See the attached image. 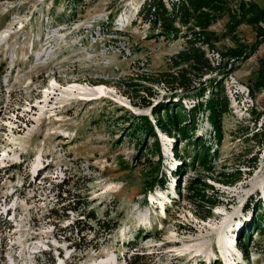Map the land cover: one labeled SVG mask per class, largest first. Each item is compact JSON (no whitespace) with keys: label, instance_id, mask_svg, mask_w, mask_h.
Returning <instances> with one entry per match:
<instances>
[{"label":"rangeland","instance_id":"1","mask_svg":"<svg viewBox=\"0 0 264 264\" xmlns=\"http://www.w3.org/2000/svg\"><path fill=\"white\" fill-rule=\"evenodd\" d=\"M144 1L0 0V264H264V236L253 227L258 200L264 218V143L250 140L262 123L253 125L250 110H262L264 93L249 91L264 45L223 78L229 107L212 171L190 165L195 137L217 148L206 114L191 140L154 126L158 161L154 139L130 136L123 120L154 124L160 102L188 112L209 88L202 99L184 97L147 79L175 70L170 60L191 34L166 37L136 20ZM175 1L163 0L168 9ZM227 18L210 27L219 50L232 46ZM237 36L254 41L245 24ZM207 57L220 62L216 52ZM221 77L213 71L201 81ZM143 88L153 94L149 106ZM144 159L158 161L165 178L151 195ZM236 170L239 181L218 175ZM197 177L212 189L190 201L186 186Z\"/></svg>","mask_w":264,"mask_h":264},{"label":"trees","instance_id":"2","mask_svg":"<svg viewBox=\"0 0 264 264\" xmlns=\"http://www.w3.org/2000/svg\"><path fill=\"white\" fill-rule=\"evenodd\" d=\"M71 1L72 3L78 2V0ZM224 14L228 17L224 25V33L231 39L232 46L219 50L216 47L217 34L211 31L210 27ZM138 18L144 19L145 22L150 24V27L158 29L161 35L166 37L173 36L177 38L182 32V28L191 34L184 49L170 60L171 66L175 70L173 72H162L147 78L151 81L150 83L162 84L167 89L169 88L168 91L179 90L182 96L193 95L201 99L206 90L208 88L209 90L207 98L194 104L188 112L182 108L179 101L178 103L169 102L167 104L160 102L151 108L154 124L147 117L136 118L137 121L132 124L126 118L123 121L131 125L132 133L130 136H135V133L141 132L147 139H154L155 151H151L150 155L156 154L159 156V161L160 151L154 126L168 135L174 134L173 138L191 140L188 135H192L194 132L198 115L206 114V119L213 131L214 144L217 148L211 151L209 145L203 142L201 138L195 137L191 141L194 158H192L190 165L194 167L197 164L203 168L204 173H209L213 169L211 159L215 160L218 157V146L223 141L222 120L229 107V100L223 88V78L236 71L238 63L251 58L258 48L264 45V7L253 0H176L171 2L170 9H168L165 7L163 0H145L137 13L136 20ZM242 24L250 27L254 34V41L250 44L241 42L237 36V29ZM210 52H216L220 57V62L216 66L207 57V53ZM213 71L221 72L222 77L217 81L210 79L208 83L201 81L205 75ZM254 83L255 87L250 86L249 91L252 94L255 92L264 93V53L263 57L259 59ZM142 91L148 97V100L143 101V105L149 106V99L153 98V94L147 88H143ZM172 98L170 97L169 101ZM250 114L255 115L253 125L256 124L259 118H262L259 129L251 134L250 140H260L264 143V106L261 111L251 109ZM250 118L252 119V117ZM250 118L248 120H251ZM145 147V145H141L142 149ZM158 161L152 164L150 160L144 159V163L147 164L145 165L146 172L143 184L144 194L152 192L155 187L164 188L165 178L164 174L161 173V165ZM255 162L256 158L251 157L249 160V163H252L250 168L254 167ZM182 164L181 168L184 172L187 164L183 161ZM218 175L225 181L229 179L230 182L241 179V173L237 170L234 173L218 172ZM204 179L206 178L197 177L190 180L186 186L185 198L190 201L204 200V190L212 189ZM206 203L211 207L216 205V201L208 198ZM257 203L254 206L255 215L257 216L254 218L253 227L264 236V227L262 226L264 218L259 215L260 201L258 200ZM88 218L95 220L93 215L88 216ZM74 228L78 230L77 227ZM79 230L83 231L84 229L79 228ZM102 230V233L110 232L108 228ZM142 256L135 254L132 258L137 259L142 258Z\"/></svg>","mask_w":264,"mask_h":264},{"label":"bare ground","instance_id":"3","mask_svg":"<svg viewBox=\"0 0 264 264\" xmlns=\"http://www.w3.org/2000/svg\"><path fill=\"white\" fill-rule=\"evenodd\" d=\"M99 93V92H98ZM44 102H48V99L46 98L45 100H44ZM169 188V187H168ZM151 202L152 203H154V199H151ZM161 208V207H160ZM149 223L150 222H148L147 224H145V226H146V228H147V226L149 227L150 225H149ZM152 227V226H151Z\"/></svg>","mask_w":264,"mask_h":264}]
</instances>
